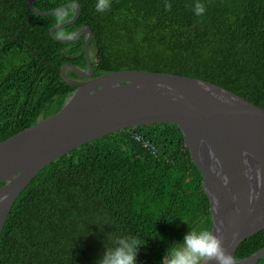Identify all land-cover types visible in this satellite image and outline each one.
I'll return each mask as SVG.
<instances>
[{
	"label": "trees",
	"instance_id": "16d2710c",
	"mask_svg": "<svg viewBox=\"0 0 264 264\" xmlns=\"http://www.w3.org/2000/svg\"><path fill=\"white\" fill-rule=\"evenodd\" d=\"M73 1L79 18L55 34L91 27L95 76L126 69L186 75L264 109V0H111L104 12L96 11L97 0L34 6L52 11ZM198 3L203 13L195 12ZM75 11L40 15L29 0H0V142L60 110L75 91L53 66L87 68L86 36L62 43L50 33ZM135 133L150 139L159 155ZM203 185L176 124L88 142L43 168L16 199L0 240V264H97L117 237L129 235L147 245L138 264H167L173 242L190 230L212 231ZM262 248L264 233L243 243L236 259Z\"/></svg>",
	"mask_w": 264,
	"mask_h": 264
},
{
	"label": "water",
	"instance_id": "95a60500",
	"mask_svg": "<svg viewBox=\"0 0 264 264\" xmlns=\"http://www.w3.org/2000/svg\"><path fill=\"white\" fill-rule=\"evenodd\" d=\"M37 1L29 0V5L40 15L75 7L74 16L53 26L50 33L62 43L86 35L88 69L71 62L59 68L52 65L76 87L73 94L57 112L0 142V240L16 199L51 162L118 131L173 123L181 128L203 176L212 232L222 239L233 264H258L264 248L240 260L236 252L264 233V109L218 84L186 75L126 69L94 76L91 27L83 26L69 37L55 34L77 21L79 3L41 11L34 6ZM68 68L80 78L69 76Z\"/></svg>",
	"mask_w": 264,
	"mask_h": 264
},
{
	"label": "clouds",
	"instance_id": "9594fccd",
	"mask_svg": "<svg viewBox=\"0 0 264 264\" xmlns=\"http://www.w3.org/2000/svg\"><path fill=\"white\" fill-rule=\"evenodd\" d=\"M110 3L111 0H97L96 11H106ZM204 11L198 3L195 12L200 14ZM146 246L138 236L117 237L114 246L106 248L97 264H138L140 249ZM166 255L167 264H204L206 260L233 264V256L225 249L222 239L207 229L188 231L182 241L172 243Z\"/></svg>",
	"mask_w": 264,
	"mask_h": 264
},
{
	"label": "built area",
	"instance_id": "2783aa9c",
	"mask_svg": "<svg viewBox=\"0 0 264 264\" xmlns=\"http://www.w3.org/2000/svg\"><path fill=\"white\" fill-rule=\"evenodd\" d=\"M133 136L137 142L141 143L142 146L148 149L153 155H159V149L150 139L145 138L142 134L139 133H135Z\"/></svg>",
	"mask_w": 264,
	"mask_h": 264
},
{
	"label": "flooded vegetation",
	"instance_id": "af4514ba",
	"mask_svg": "<svg viewBox=\"0 0 264 264\" xmlns=\"http://www.w3.org/2000/svg\"><path fill=\"white\" fill-rule=\"evenodd\" d=\"M38 1H39V0H38ZM65 11H66V10H65ZM63 12H64V11H63ZM85 26H88V25H85ZM79 30H80V29H79ZM79 30H78V31H79ZM78 31H77V32H78ZM77 32H76V33H77ZM73 35H74V34H73ZM71 36H72V35H71ZM83 36H86V35H83ZM83 36H82V37H83ZM67 37H69V36H67ZM91 48H92V47H91V45H90V54L94 52V51H93V50H94V49H93L94 47L92 48V50H91ZM90 57H91V56H90ZM77 67L80 68V69H83V70H87V69H88V67H87V68H81V67H79V66H77ZM70 71H73V70H72L71 68H68L67 73H68V72L70 73ZM73 72H74V71H73ZM94 72H95V71H94ZM74 74H75V72H74ZM68 75H69V74H68ZM75 75H76V74H75ZM94 76H95V75H94ZM97 76H99V75H97ZM71 77H73V78H77V79L80 78V77H78L77 75H76V77H74V76L71 75Z\"/></svg>",
	"mask_w": 264,
	"mask_h": 264
},
{
	"label": "rangeland",
	"instance_id": "374dc122",
	"mask_svg": "<svg viewBox=\"0 0 264 264\" xmlns=\"http://www.w3.org/2000/svg\"><path fill=\"white\" fill-rule=\"evenodd\" d=\"M70 76V75H69Z\"/></svg>",
	"mask_w": 264,
	"mask_h": 264
}]
</instances>
